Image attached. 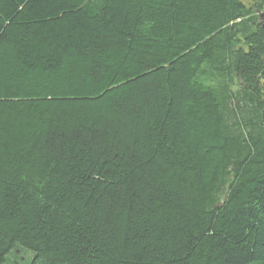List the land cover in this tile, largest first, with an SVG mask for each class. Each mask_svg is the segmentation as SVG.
Segmentation results:
<instances>
[{
    "label": "trees",
    "instance_id": "1",
    "mask_svg": "<svg viewBox=\"0 0 264 264\" xmlns=\"http://www.w3.org/2000/svg\"><path fill=\"white\" fill-rule=\"evenodd\" d=\"M16 245L264 264V0H0V264Z\"/></svg>",
    "mask_w": 264,
    "mask_h": 264
},
{
    "label": "rangeland",
    "instance_id": "2",
    "mask_svg": "<svg viewBox=\"0 0 264 264\" xmlns=\"http://www.w3.org/2000/svg\"><path fill=\"white\" fill-rule=\"evenodd\" d=\"M12 258L13 264H29L32 252L23 248L20 245H16L11 252L7 255V258ZM17 262V263H16Z\"/></svg>",
    "mask_w": 264,
    "mask_h": 264
}]
</instances>
